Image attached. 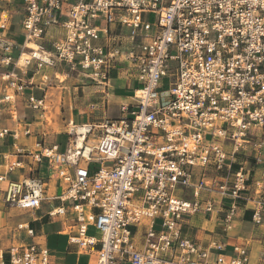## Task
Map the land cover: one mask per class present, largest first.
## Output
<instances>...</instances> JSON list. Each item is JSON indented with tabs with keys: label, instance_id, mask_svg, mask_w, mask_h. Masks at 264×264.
<instances>
[{
	"label": "built area",
	"instance_id": "2783aa9c",
	"mask_svg": "<svg viewBox=\"0 0 264 264\" xmlns=\"http://www.w3.org/2000/svg\"><path fill=\"white\" fill-rule=\"evenodd\" d=\"M21 1L22 49L13 68L0 73V80L14 92L33 82L21 80L15 69L23 71L32 64L39 70L64 63L104 86L110 69L124 64L139 83L131 96L132 108L120 106L123 117L98 125L70 123L73 142L64 152L39 141L32 143V150L15 149V155L37 163L46 159L64 186L59 199L72 201L78 222L70 242L80 249L99 243L95 264H249L243 245H233V255L226 256L222 243L202 246L183 235L182 221L186 215L216 213V201L203 198V192L218 194L220 202L229 200L224 231L232 228L241 198L253 204L252 222L261 221L264 0ZM98 19L105 25L98 26ZM111 24L118 32H111ZM52 25L63 29V37L46 43L44 34ZM8 26L9 14L3 10L0 31ZM11 47L0 34L4 66L12 62ZM167 75L169 86L160 90V79ZM12 97L9 93L0 99V111L1 103H10ZM27 103L34 110L42 106L33 95ZM95 129L100 133L97 143L85 144ZM22 132L29 135L27 128ZM6 135L18 139L19 132L0 127V138ZM226 142L230 152L224 149ZM238 154L242 158L237 159ZM20 165L17 159L9 162L6 172ZM4 180L0 174V182ZM179 186L191 189L193 197H177ZM42 199L43 182L34 177L9 181L4 194L5 203L23 209L38 208ZM64 213L63 206L49 212ZM143 218L148 224L142 248H137L132 227ZM88 226L99 232L98 238L88 235ZM17 228L34 235L25 224ZM7 252L8 264H58L49 260L40 243L14 244Z\"/></svg>",
	"mask_w": 264,
	"mask_h": 264
},
{
	"label": "crops",
	"instance_id": "0c3cea01",
	"mask_svg": "<svg viewBox=\"0 0 264 264\" xmlns=\"http://www.w3.org/2000/svg\"><path fill=\"white\" fill-rule=\"evenodd\" d=\"M6 10L9 14V26L6 31H0L11 44L12 62L8 66L0 63V73L13 68V62L22 49L24 36L21 33L20 21L17 34L22 38L20 44L13 37V19L16 15L23 16V4L20 0H0V12ZM119 27L110 25L111 32H118ZM63 29L52 25L44 34V41L60 40L63 37ZM122 33L126 34L123 29ZM143 41V38H137ZM5 53L0 49V58ZM57 65H65L71 70L79 72L84 79L77 84L56 85L51 82L52 76L56 79ZM50 70H52L50 72ZM17 76L24 82L32 78L31 84H25L24 88L14 92L0 80V99L9 93H13L10 103H1L0 127L14 129L19 132L18 139L10 135L0 138V174L5 175V180L0 182V258L8 264L9 246L21 243H40L48 250L49 260L58 264H95L99 243L84 249L70 242V237L76 235L77 220L71 211L72 201L61 202L59 196L63 191V185L53 176L46 159L40 163L34 162L29 156L15 155L16 148L33 149L32 143L39 141L43 146L56 145L59 152H64L67 146L72 145L73 138L68 133L69 124L92 123L100 124L106 119L119 118V115L111 114V104H129L130 109L134 105L131 96L139 86L134 71L126 68L124 64H116L110 69L107 86L96 84L84 76L79 69H72L64 63H56L54 66H44L39 70L34 69V64L26 70L16 68ZM68 76V74H66ZM57 86H60L57 87ZM71 86V87H70ZM33 95L42 100L39 109L28 106L27 98ZM121 113V112H120ZM49 116V120L47 119ZM51 116V117H50ZM29 130V135L23 134V129ZM67 136L66 146L57 144V139ZM100 136L99 130L85 138V144H96ZM15 159L21 161L20 167L12 172H6V164ZM237 159L239 157L237 156ZM236 167L233 166V170ZM194 174L199 169L193 170ZM26 177L38 178L43 182V199L36 209H23L11 206L4 202V194L9 181H20ZM251 187L250 195L253 193ZM202 197H212L215 203V214L196 213L186 215L182 221L183 235L193 239L202 246H207L211 241L224 245L222 251L226 256L233 255L232 247L241 244L246 247L249 254V264H264V211L259 223L251 220L252 202L241 198L237 201V208L233 216L232 228L224 231L222 220L227 210L229 200H219L216 193H202ZM63 206L64 214L50 215L49 212ZM158 223V222H157ZM25 224L33 229L34 235L28 236L25 229H18L17 225ZM148 224V219L143 218L140 223L132 227V233L137 248H142V239ZM156 225V224H155ZM154 225V228H155ZM91 226H88V229Z\"/></svg>",
	"mask_w": 264,
	"mask_h": 264
},
{
	"label": "rangeland",
	"instance_id": "374dc122",
	"mask_svg": "<svg viewBox=\"0 0 264 264\" xmlns=\"http://www.w3.org/2000/svg\"><path fill=\"white\" fill-rule=\"evenodd\" d=\"M20 1V0H19ZM146 17H148L149 20H153V15H147ZM21 19V16H18L16 15L13 19V27H12V33L14 34L13 37L14 39L16 40V42H18V44L21 43L22 41V38L18 36L17 34V29H18V25H19V21ZM96 24L98 26H103L105 25V22L103 19H98ZM96 43H101L100 41L96 42ZM170 65L173 66L174 63L173 62H170ZM52 70H50L51 72ZM55 71L58 72L57 74V78L55 79L53 76H52V79H51V82L53 83V85L56 87V85H71V84H77V82H79L81 79H84L83 76H81L80 74H78L79 72L75 71V70H71L70 68H68L67 66L65 65H57L55 67ZM173 71V70H171ZM52 73V72H51ZM68 74V76L66 75ZM62 81H60V79H62ZM169 75L163 77L160 79V83H159V87H160V90H165L168 88L169 86ZM68 83V84H67ZM60 88V86H57ZM71 87V86H70ZM119 105L120 104H117V105H114V103L111 104V114H115V115H119V117H123L122 116V113H120V110H119ZM51 117V116H50ZM47 119L49 120V116H47ZM67 136L64 135V136H61L57 139V144L60 145L61 147L63 146H66V143H67ZM91 145L92 142H90ZM224 149L227 151V152H230V149H231V144L229 142H226L224 144ZM240 158H242V156L240 154L237 155ZM175 195L177 197H184V198H187V199H191L193 197V192L191 189H185L183 187H178L177 190H176V193ZM159 228V225L158 223H156L155 225V229H158ZM88 235H92V236H95L96 238L99 237V232L96 231L93 227H89L88 229Z\"/></svg>",
	"mask_w": 264,
	"mask_h": 264
},
{
	"label": "bare ground",
	"instance_id": "6f19581e",
	"mask_svg": "<svg viewBox=\"0 0 264 264\" xmlns=\"http://www.w3.org/2000/svg\"><path fill=\"white\" fill-rule=\"evenodd\" d=\"M24 57H26V55H23V58H24ZM62 80H63V78L60 79V81H62ZM80 144H81V138L78 139V145H80Z\"/></svg>",
	"mask_w": 264,
	"mask_h": 264
},
{
	"label": "trees",
	"instance_id": "16d2710c",
	"mask_svg": "<svg viewBox=\"0 0 264 264\" xmlns=\"http://www.w3.org/2000/svg\"><path fill=\"white\" fill-rule=\"evenodd\" d=\"M233 166L236 167L237 165L234 164Z\"/></svg>",
	"mask_w": 264,
	"mask_h": 264
}]
</instances>
